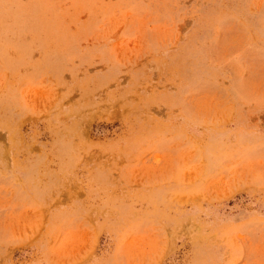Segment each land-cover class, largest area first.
I'll return each mask as SVG.
<instances>
[{
  "label": "rangeland",
  "instance_id": "374dc122",
  "mask_svg": "<svg viewBox=\"0 0 264 264\" xmlns=\"http://www.w3.org/2000/svg\"><path fill=\"white\" fill-rule=\"evenodd\" d=\"M0 264H264V0H0Z\"/></svg>",
  "mask_w": 264,
  "mask_h": 264
}]
</instances>
